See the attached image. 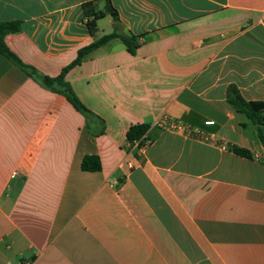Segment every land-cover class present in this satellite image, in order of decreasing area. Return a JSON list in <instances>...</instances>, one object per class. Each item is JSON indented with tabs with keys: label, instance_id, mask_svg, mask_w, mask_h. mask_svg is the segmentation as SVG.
<instances>
[{
	"label": "crops",
	"instance_id": "obj_1",
	"mask_svg": "<svg viewBox=\"0 0 264 264\" xmlns=\"http://www.w3.org/2000/svg\"><path fill=\"white\" fill-rule=\"evenodd\" d=\"M86 1L0 0V21L19 23L5 45L56 76L93 40ZM110 2L117 32L138 36L134 53L112 38L64 76L100 134L0 54V264H264V147L225 100L230 84L264 100V0ZM96 26L99 37L113 20ZM161 116L229 147L163 128ZM138 123L143 147L126 140ZM84 155L100 168L82 170Z\"/></svg>",
	"mask_w": 264,
	"mask_h": 264
},
{
	"label": "trees",
	"instance_id": "obj_2",
	"mask_svg": "<svg viewBox=\"0 0 264 264\" xmlns=\"http://www.w3.org/2000/svg\"><path fill=\"white\" fill-rule=\"evenodd\" d=\"M83 22L93 37V40L78 48L75 58L64 66L56 76L39 75L35 68L24 64L4 43L3 36L8 32L19 30L17 21H0V54L5 56L10 62L25 70L29 76L37 78L41 84L57 93L62 94L72 106L82 113L86 119V127L94 134H100L104 129L103 120L86 108L75 95L68 81L65 80V73L73 66L79 64L83 58L95 48L105 44L112 38H118L129 53H134L138 46V36L127 32H117L119 25L118 14L112 6L110 0H104L103 9L96 7V1H86L82 3ZM109 14L113 20V30L110 33L96 37L97 26L96 20L104 15ZM225 100L236 113L243 114L255 127L256 135L259 142L264 147V136L261 132V125L264 124V100H247L237 87L230 84L226 87ZM148 128L147 123L131 124L126 130V140L131 143L133 140L140 139ZM230 149L239 156L250 157V152L243 147L231 145ZM80 167L82 170H98L100 161L95 155H84L81 159Z\"/></svg>",
	"mask_w": 264,
	"mask_h": 264
},
{
	"label": "built area",
	"instance_id": "obj_3",
	"mask_svg": "<svg viewBox=\"0 0 264 264\" xmlns=\"http://www.w3.org/2000/svg\"><path fill=\"white\" fill-rule=\"evenodd\" d=\"M204 125H211L213 123L212 120H204ZM157 125L167 128L170 130H175V131H181L184 134L192 135L195 138H199L202 140H209V139H214L217 143V145L221 149H226L229 147V144L227 143L226 139L223 137L220 138H214L212 135L205 133L201 128L195 127L189 124H186L182 121L179 120H172L168 119L165 116H161L159 120L156 123ZM148 138H146L145 134L142 135L140 139L133 140L130 144L138 146V147H143L147 144H149Z\"/></svg>",
	"mask_w": 264,
	"mask_h": 264
}]
</instances>
